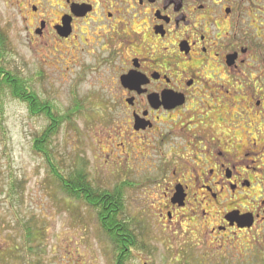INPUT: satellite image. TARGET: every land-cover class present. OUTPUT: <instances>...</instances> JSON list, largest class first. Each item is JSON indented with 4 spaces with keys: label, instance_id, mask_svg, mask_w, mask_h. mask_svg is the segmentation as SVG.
<instances>
[{
    "label": "flooded vegetation",
    "instance_id": "af4514ba",
    "mask_svg": "<svg viewBox=\"0 0 264 264\" xmlns=\"http://www.w3.org/2000/svg\"><path fill=\"white\" fill-rule=\"evenodd\" d=\"M5 5L38 54L105 100L117 166L164 191L157 226L181 244L254 254L264 242V0Z\"/></svg>",
    "mask_w": 264,
    "mask_h": 264
},
{
    "label": "rangeland",
    "instance_id": "374dc122",
    "mask_svg": "<svg viewBox=\"0 0 264 264\" xmlns=\"http://www.w3.org/2000/svg\"><path fill=\"white\" fill-rule=\"evenodd\" d=\"M0 28L11 38L6 65L19 70L42 99L49 100L62 114L75 100L87 101L83 114L71 124H64L52 139L54 163L65 177L83 168L96 189H122L125 217L137 227L138 236V247L132 249L128 264H264L261 241L254 245V254L239 255L218 247L207 251L195 244H181L179 241L184 240L179 235L164 233L155 223L156 216L159 219L161 214L159 201L164 191L135 186L148 173L138 174L128 166H117L118 156L112 154L109 145L119 140L113 134L114 122L111 124V111L105 100L90 95L98 93L97 90L92 89L88 80L78 82V72L68 73V64L59 69L57 59L38 54L28 43L18 10L8 9L5 0H0ZM37 73L41 75L39 79ZM2 101L0 190L4 192L3 198L8 191L9 174L25 184L24 193L12 205L9 201L0 202V264H115L112 245L98 223V211L64 195L44 158L33 150V139L44 131L47 119L32 117L26 104L8 94ZM27 223L38 227L42 231L39 234H43L36 244L41 250L34 253L24 248L21 225Z\"/></svg>",
    "mask_w": 264,
    "mask_h": 264
},
{
    "label": "trees",
    "instance_id": "16d2710c",
    "mask_svg": "<svg viewBox=\"0 0 264 264\" xmlns=\"http://www.w3.org/2000/svg\"><path fill=\"white\" fill-rule=\"evenodd\" d=\"M10 53L9 35L0 28V126L4 121V105L2 98L8 94L14 100L26 104L32 117H45L48 125L42 133L33 139V150L41 155L47 163L50 174L54 178L60 191L76 202H82L98 211V223L102 232L110 241L114 251L115 264H128L132 249L138 247L135 225L125 217L126 204L122 189L105 191L93 187L88 173L79 168L75 175L63 176L54 163L51 151V141L64 124L72 123L76 117L83 114L85 106L82 101L75 100L74 105L64 114L59 113L56 107L47 99H42L32 88L30 83L19 70L10 69L6 65L7 55ZM39 79L41 75L37 73ZM24 181H18L14 174H9L8 191L0 190V202L18 200L24 193ZM31 223L22 224L21 231L24 237V248L30 253L41 250L36 246L38 238H42L41 230ZM34 245V246H33ZM21 251L18 260L21 261Z\"/></svg>",
    "mask_w": 264,
    "mask_h": 264
}]
</instances>
